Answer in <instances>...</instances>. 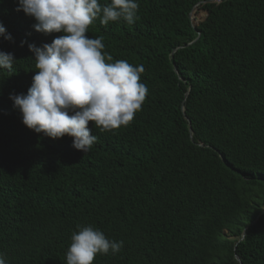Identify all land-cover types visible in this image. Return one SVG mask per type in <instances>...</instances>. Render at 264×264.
I'll list each match as a JSON object with an SVG mask.
<instances>
[{"label":"trees","instance_id":"1","mask_svg":"<svg viewBox=\"0 0 264 264\" xmlns=\"http://www.w3.org/2000/svg\"><path fill=\"white\" fill-rule=\"evenodd\" d=\"M138 3L134 24L97 18L87 35L114 61L143 65L146 100L128 127L90 122L98 141L84 153L29 129L14 107L37 71L28 45L62 33L36 31L18 0H0L13 38L0 51L16 59L0 69L7 264H66L77 225L124 242L94 264H264V0Z\"/></svg>","mask_w":264,"mask_h":264},{"label":"clouds","instance_id":"2","mask_svg":"<svg viewBox=\"0 0 264 264\" xmlns=\"http://www.w3.org/2000/svg\"><path fill=\"white\" fill-rule=\"evenodd\" d=\"M34 17L36 31L62 33L42 47L29 44L35 55L36 74L27 94L10 95L23 123L36 133L59 139L73 138V147L84 153L98 141L89 123L102 132L128 127L142 110L148 89L141 82L143 65L113 60L104 51L103 37L87 35L99 18L134 24L138 0H18L17 11ZM0 37L13 38L0 23ZM23 43V42H22ZM14 54L0 51V69L12 70ZM123 241L110 240L99 228L77 225L71 235L66 264H94L97 255L118 254ZM0 264H7L0 253Z\"/></svg>","mask_w":264,"mask_h":264},{"label":"water","instance_id":"3","mask_svg":"<svg viewBox=\"0 0 264 264\" xmlns=\"http://www.w3.org/2000/svg\"><path fill=\"white\" fill-rule=\"evenodd\" d=\"M192 16H190V18H191ZM175 71H176V73H177V69H175ZM190 133L192 134V130L190 129Z\"/></svg>","mask_w":264,"mask_h":264},{"label":"rangeland","instance_id":"4","mask_svg":"<svg viewBox=\"0 0 264 264\" xmlns=\"http://www.w3.org/2000/svg\"><path fill=\"white\" fill-rule=\"evenodd\" d=\"M191 19V18H190ZM192 20V19H191Z\"/></svg>","mask_w":264,"mask_h":264}]
</instances>
